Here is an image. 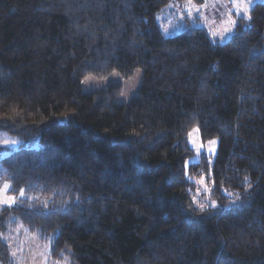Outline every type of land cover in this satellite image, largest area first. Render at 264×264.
I'll list each match as a JSON object with an SVG mask.
<instances>
[{
	"label": "trees",
	"instance_id": "16d2710c",
	"mask_svg": "<svg viewBox=\"0 0 264 264\" xmlns=\"http://www.w3.org/2000/svg\"><path fill=\"white\" fill-rule=\"evenodd\" d=\"M169 1L0 0V132L41 145L0 147V264L18 223L61 264H264V2L220 43L164 35ZM134 68L127 102L80 90ZM195 127L216 153L185 165Z\"/></svg>",
	"mask_w": 264,
	"mask_h": 264
},
{
	"label": "rangeland",
	"instance_id": "374dc122",
	"mask_svg": "<svg viewBox=\"0 0 264 264\" xmlns=\"http://www.w3.org/2000/svg\"><path fill=\"white\" fill-rule=\"evenodd\" d=\"M256 2H264V0H254L253 4ZM230 18L234 19L236 24L239 19L243 20L236 15L235 9L232 7V0H170L156 14V20L162 33L166 36L193 27H201L213 41L220 43L228 40L234 34L235 27L233 31L225 33L224 36L213 35V33L223 32L225 28L229 27L228 21ZM140 78V68H134L128 77H123L118 71H111L103 77L87 75L81 79L80 90L86 93L105 87L109 81L120 82L122 89L118 99L120 102H127L135 94ZM13 141L15 143H12ZM210 141H215V143L211 144ZM188 143L194 153L192 157L186 160L185 165L199 160L201 154L213 157L216 153L217 139L213 138L206 142L201 141L196 127L189 131ZM20 146L39 148L41 145L38 141V135L33 134L28 140L22 141L8 133L0 132V147L6 151H13ZM0 172H2L1 167ZM204 180V177L197 180L201 187L196 189L193 199L197 205L212 206L215 202L208 196L209 188ZM5 185H8V183L6 178L2 176L0 177V206L11 205L16 201V197L5 190ZM12 198H14L13 203L6 202ZM4 239L10 247L14 264H61L52 261L48 257V245L40 241L37 234L27 233L19 223Z\"/></svg>",
	"mask_w": 264,
	"mask_h": 264
},
{
	"label": "snow or ice",
	"instance_id": "6c2138e0",
	"mask_svg": "<svg viewBox=\"0 0 264 264\" xmlns=\"http://www.w3.org/2000/svg\"><path fill=\"white\" fill-rule=\"evenodd\" d=\"M253 2H254V0H232V7L235 9L236 15L240 16L244 20H250L251 16L249 13H250ZM228 24L230 26L225 28L223 32L213 33V35L224 36L225 33H229L231 31H233L235 24H236V21L234 19L230 18L228 21ZM5 143H7V141H5ZM12 143H15V141H13ZM209 143L214 144L215 141H210ZM4 187H5V190H7L8 185H5ZM21 194H23V193H21ZM239 198H240V194L236 193L235 199L238 200ZM6 202L11 204L14 202V198H12ZM212 206L216 207L215 203H213ZM204 207H205L204 205H201V210H203Z\"/></svg>",
	"mask_w": 264,
	"mask_h": 264
}]
</instances>
